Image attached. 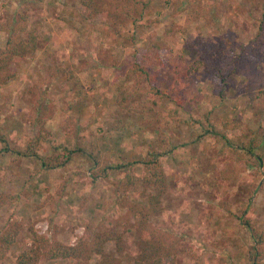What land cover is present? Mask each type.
Masks as SVG:
<instances>
[{
    "label": "rangeland",
    "instance_id": "obj_1",
    "mask_svg": "<svg viewBox=\"0 0 264 264\" xmlns=\"http://www.w3.org/2000/svg\"><path fill=\"white\" fill-rule=\"evenodd\" d=\"M78 10L75 0H0V49L20 17L23 28L39 36L37 50L17 59L8 70L13 77L0 85V228H18L0 264H17L32 245V232L70 246L85 234L91 240L105 232L124 243L121 253L112 242L80 263L38 264H103L106 257L131 264L138 237L129 208L143 206L154 207L150 227L165 232L171 252L165 264H250L253 241L242 220L264 231V95L250 100L264 90V57L257 77L225 82L181 68L199 58L192 48L199 41L227 53L253 38L264 45V0H163L129 42L84 29ZM162 42L163 64L151 63L150 72L158 73L162 89L175 87L173 97L182 105L165 98L151 112L120 108L119 92L131 87L123 84L125 70L138 51ZM62 70L77 80L68 82ZM41 127L56 144L81 151L63 167H42L24 155L28 136ZM251 140L262 165L239 148ZM36 152L53 157L45 142ZM148 152L157 153L165 178L156 205L152 191L143 197L140 185L119 194L123 173L98 176L105 166L139 161ZM132 173L143 176L140 166Z\"/></svg>",
    "mask_w": 264,
    "mask_h": 264
},
{
    "label": "trees",
    "instance_id": "obj_2",
    "mask_svg": "<svg viewBox=\"0 0 264 264\" xmlns=\"http://www.w3.org/2000/svg\"><path fill=\"white\" fill-rule=\"evenodd\" d=\"M163 0H75L78 13H82L81 22L84 29L94 27L103 30L107 35H113L114 38L120 37L125 42L132 41L133 35L138 28L148 24V17L152 14L153 8L159 6ZM21 21L24 17H20ZM15 24L14 28L7 33L4 48L0 49V85L11 79L12 74L8 73L11 65L17 59H22L37 50L39 36L33 31H26L22 22ZM262 30V27H259ZM108 31V32H107ZM257 37H262L256 34ZM256 37V36H255ZM264 41V39H263ZM163 42L160 45L149 46L144 50L138 51L134 57L132 65L124 72V85L131 83L130 92H119L117 105L129 112L146 113L152 111L155 105L162 99H169L176 105L182 103L173 97L175 87L162 89L157 84V74L150 72L151 63L157 65L163 64V53L165 48ZM196 52L201 53L188 68H181L185 74L191 72L204 71L218 75L222 81L226 78L242 75L246 77H257L259 61L264 57V45L257 46L255 38L250 39L245 44H239L237 52L234 48L226 52L224 46H216L212 43L199 41L192 47ZM261 48V49H259ZM165 54V53H164ZM68 82H75L77 77L72 71H64ZM178 76L176 80H178ZM264 95V90L250 95L253 102ZM133 98H139L138 102L132 101ZM71 119H68L70 122ZM209 135H217L215 132L208 131ZM225 140V137L221 135ZM42 142L48 143L53 151V157L48 159L40 158L36 153L38 145ZM251 140L245 146L239 148L255 158L259 165L262 160L253 153ZM80 149L70 150L63 145H58L49 136L43 127L38 134L28 136V142L25 149V156H34L39 159L42 167L46 169H55L65 166ZM42 159V160H41ZM96 164V163H95ZM140 166L143 176L139 177L132 173V168ZM108 172L123 173V178L116 185V191L124 194L128 188H134L137 185L142 189V195L145 197L147 192L152 191L149 196L151 205H156L165 194V178L162 163L158 159L156 152H148L144 159L128 163H119L105 166L101 169L98 176L106 177ZM125 201V200H124ZM130 213L134 216L132 228L137 234L138 255L131 264H165L170 258L171 252L165 244V232L162 233L158 228H151L149 223L150 212L154 207L146 209L143 207H130ZM150 211V212H149ZM240 219V218H238ZM243 226L250 232L253 241L252 250L248 253L250 264H264V231L253 229L249 221H243ZM18 228H9L5 232L0 228V262L4 259L7 250L16 241ZM88 234H85L74 246L63 245L58 242H52L44 236H37L32 232V245L28 250L22 251L16 259L17 264H38L42 259L54 261L57 259H70L80 263L87 253L97 256L103 253L106 243H114L121 253L123 240L119 235L105 232L102 234H93L89 240ZM88 257V256H87ZM88 257V260L90 259ZM103 264H113L108 257ZM115 264V263H114Z\"/></svg>",
    "mask_w": 264,
    "mask_h": 264
}]
</instances>
